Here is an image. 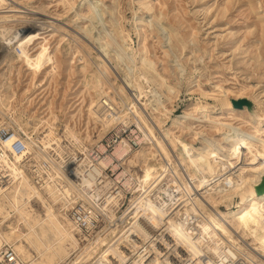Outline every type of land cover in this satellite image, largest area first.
Returning a JSON list of instances; mask_svg holds the SVG:
<instances>
[{
  "label": "rangeland",
  "instance_id": "374dc122",
  "mask_svg": "<svg viewBox=\"0 0 264 264\" xmlns=\"http://www.w3.org/2000/svg\"><path fill=\"white\" fill-rule=\"evenodd\" d=\"M114 1H117L119 5L117 15L115 14L113 20L107 14L102 17L99 16V21L102 23L105 21L106 28L108 29L106 31L113 33L117 29V22L125 27V37L123 39L114 37V41L120 44L129 43L134 49H137L139 38L136 36L134 28L136 19L140 18L142 21V41L147 45L150 59L154 62L153 70L148 67H145L144 70L156 81H161L160 77H163L167 84L173 86L176 90L175 94H170L165 88L159 87L158 89L155 83L151 82L143 86V92L137 97L133 92H129L130 90L126 89L128 90L126 91L128 96L131 97V104H127L123 99V95L119 96L121 93L115 94L116 102L111 101V104H114L115 114L112 112L110 115L113 118H117L122 109L126 111L128 107V118L126 121L118 119L110 127L120 122L130 124L133 129L135 128L137 135L139 134V138L145 142L141 148L131 151L128 157L136 152H141L142 148H144L146 154L153 153L151 156H154L159 163L166 166L167 163H170L169 161L173 162L175 156L179 154L176 147L174 148L167 143L166 148L169 154V161H166L167 158H164L152 146L155 138L160 139L159 127L152 126L151 123L150 125L153 128L148 124L147 129L139 121L143 115L145 118L151 119L153 112L150 109L149 102L150 100H160L164 102V105L169 110L167 114L168 118L164 122L163 128H171V131L177 137L193 144L195 147H211V149L217 152V163L223 167L230 166L232 172L229 174V178H235L241 171L246 172L251 177H257L264 167V165H260L258 162L259 152L255 150L262 146V149H264V144L262 143V141L264 142V58L256 57L259 52L262 51L264 53V38L261 37L262 32H264V0H243L242 5L236 0H232L231 2L229 0H143L153 5L151 12H147L140 5L139 2L141 0H102V3H99V5L105 8ZM83 3H85V0H0V16L12 14L18 16L17 19L10 23L15 26H12L13 30L9 34H6L8 36L5 35V38L0 36L1 43L5 45V39L9 40V37L10 39L12 38V43L15 42L18 38L14 37L19 32V38L25 37L23 40L28 45L22 53L23 61L18 68L19 74L17 75V72L15 73L14 70L9 76L11 82L14 87L18 84L19 88H26L30 79L33 78L31 95L34 102L32 106L30 109H23V107L21 109L19 104L13 110L12 117L19 116V113H22L23 118L27 120L32 116L31 113L37 118L43 117L47 114V104L51 101L59 115L60 120L58 125L60 127L63 124L61 122H64L66 118L65 114L67 112L76 114L77 110L81 108V106L78 108L81 102V94L77 90L79 87L78 81L81 78L78 76L77 71L83 66H86L90 70H96L94 62H86V57L83 56V46H73L72 49L68 50L72 42L71 38L73 37L82 40V44H88L91 48L95 47V44L82 30L89 24V19L83 18L84 14L86 16L88 4L85 6ZM17 10L21 12H13ZM116 16H119V18L117 19ZM168 31H171L173 38L177 40L176 44L172 47H169ZM93 35L95 38L97 37L95 30ZM2 38L4 39L2 40ZM66 53L69 54L67 55ZM104 59L112 71V78L116 77L115 83L122 84L121 71H118L105 57ZM54 65L58 66L56 72L53 70ZM126 65H130L127 59L124 61L122 68L125 69ZM4 68L3 70H5ZM156 73L160 77H157ZM216 86L221 88H215ZM202 91L213 92L217 97H203ZM225 96L231 102L234 108L233 111L223 110L222 99L220 98H224ZM21 101L24 102L26 100ZM197 102L206 105L211 110L212 114L208 116L210 121L206 119L199 120L196 114H194L192 117L184 119V121H187V125H190V130L183 126L179 128L172 126L174 118L183 116L190 106ZM133 105L137 106V108L135 109ZM19 108L20 110H18ZM140 114H142V117L139 116ZM75 119L76 129L81 132V137L85 139L84 118H81L79 121L78 115ZM258 119H262V122L258 123ZM5 120L8 119H2V121ZM138 128L143 131V135L140 134ZM42 129L40 127L39 132ZM87 132L92 137L98 133L93 125L88 127ZM151 132L152 134L150 135ZM126 133L129 138H134L135 134L132 131H127ZM105 134L103 133L99 137V140ZM242 136H245L250 143L252 142V145L248 147L247 151L246 149L243 151V155H240V158L232 157L230 153H227V149L230 146L229 141H235ZM87 143L91 142L86 141ZM31 147L32 151L30 154L37 153L39 155L38 150L33 146ZM128 157L124 159L125 163L114 155V158L123 161L125 164L124 168L130 171L133 181L136 180L134 191L126 198L125 206L128 207L124 210V216L122 215L121 219L126 223V226H130L128 230L134 229L135 231L137 229L136 234L141 236L139 232H143V230L141 227H138L135 221L140 215L144 219L143 206L147 205L146 203L148 202L146 200L149 199L155 205H159L163 200H168L166 195H163V191L168 189L171 191L172 198L175 199V202L173 201L172 203L176 204L178 202L179 204V199L182 198L180 194L183 192L180 189L177 190L175 186L177 183L179 184L180 181L178 180L183 178V174L186 171L180 168V177L170 178L166 176L156 187H146L142 190L138 186V181L143 177L146 166L141 159L137 160L135 164H131L129 161H126ZM105 160L110 163L104 165L103 162ZM112 161L111 157L102 160L99 163V172L102 168L111 165ZM251 169L256 172L250 171ZM122 171L123 168H119L118 170L115 169L112 175L109 174L110 181L102 182L103 185L99 188V195L110 189L112 185L111 181L114 182L121 175ZM184 175H187L186 177L188 178L187 172ZM119 180L123 182V177ZM171 180L174 182H171ZM124 185H129L128 180L124 182ZM217 186V184L213 186L215 192ZM210 188L211 186L208 187V189ZM151 190H157L158 193L160 191L163 192L159 195L163 197L162 202L160 201L158 204L153 200L152 194H150ZM208 193L212 194L213 190L198 192V194H201L199 195L201 199L205 200L203 201L205 204L204 212L209 211L208 209L214 210L215 206L221 211L235 209V204L233 203L239 202V198H234V202L228 201L226 203L215 204L214 206L204 198L205 196L209 197ZM219 197L220 195L216 196L217 199H220ZM189 208L190 206H178L176 210L179 211L177 216L182 215L181 213L186 210L188 211ZM133 211L136 215L132 213ZM203 211L200 212L201 214L198 212L199 215L197 216L193 215V219L189 220V224L195 223L196 226L199 222H202L203 220L201 219L204 218ZM175 216L174 214L171 218ZM133 219L134 222H131ZM164 222H166V218ZM164 225L167 229L168 227L165 223ZM159 226L156 224L151 228L158 229ZM123 229H111L96 245L81 246L77 253H70L66 260L60 264H91L94 259L87 257V254L93 252L101 244L103 246L106 245L111 239L109 235L111 232L113 238L117 235L114 241L122 244V238L125 239L128 235L126 233L123 234ZM234 239L239 240L237 237ZM238 243L249 251L245 243L249 244L250 240ZM3 244L1 243L0 247ZM120 248L124 251V255L128 256V253L122 247ZM210 248L218 255L217 262L213 259L215 264H219V260L225 261L224 264H227V260H240L246 264H250L227 244L226 246L224 244L216 246L211 242ZM173 249L174 247L170 251L172 252ZM170 251L168 254H173L171 257L176 256L175 252L171 253ZM227 251L230 255L234 251L233 253L236 255L232 257ZM31 252L33 256H36V253L32 249ZM156 257L154 256L155 260L157 259ZM169 257L167 256L166 260ZM157 260L158 263L161 262L159 257ZM22 261L25 263L23 259ZM149 261L145 262V264ZM116 262L118 260L115 259V264H117ZM134 264H137V262ZM163 264L166 263L164 262Z\"/></svg>",
  "mask_w": 264,
  "mask_h": 264
},
{
  "label": "bare ground",
  "instance_id": "6f19581e",
  "mask_svg": "<svg viewBox=\"0 0 264 264\" xmlns=\"http://www.w3.org/2000/svg\"><path fill=\"white\" fill-rule=\"evenodd\" d=\"M231 1L229 0V2ZM236 1L242 5L243 0ZM99 3H102V0H85V3H83L85 6L88 4L86 16L84 14L83 18L89 19V24L82 30L95 44V47L91 48L88 44H82V40L74 37L71 38L72 42L68 47V50H70L73 46H83V56L86 57V62H94L96 70H90L86 66L78 69L77 74L81 78L78 81L79 87L77 88L81 94V102L78 108L80 106L81 108L77 110L76 114L67 112L65 114L66 118L64 122H61L63 124L60 127L58 125L60 120L59 115L51 101L47 104V114L43 117L37 118L33 116V113H31L32 116L29 120L24 119L22 113H19V116L15 115L17 117H12L13 110L19 104L21 109L22 107L23 109H30L34 102L31 95L33 78L30 79L26 88H19L18 84L16 87L13 86L9 77L14 70L15 73L17 72V75L19 74L18 68L23 61L22 53L28 45L23 40L25 37L19 38V32L14 37L18 39L13 43L10 37L9 40L5 39V45L0 41V123L3 122L2 119L4 120L6 118L14 123L20 131L25 133L29 139V153L32 151L31 146L38 150L39 155L37 153L30 154L35 158L55 161L58 158H62L67 152L82 153L86 148V141H97L103 133H106L114 121L117 122L118 119L126 121L128 118V107V109L125 107L126 111L122 109L118 116L116 115L117 118H113L105 108V106L110 107L111 101L116 102L115 94L121 93L119 96L123 95V99L127 104H131V97L128 96L126 91L130 90L129 92H133L139 97L143 92V86L151 82H154L158 89L159 87L165 88L170 94H175L176 92L175 88L167 84L166 80L160 77L159 74L156 73L161 81H156L144 70L145 67L153 70L154 62L150 59L147 45L142 41L141 19H136L134 28L135 34L139 38L137 49H134L129 43H116L114 37L122 39L125 37V27L117 22L115 33L106 31L108 30L105 25L106 22H100L99 16L102 17L107 14L113 20L119 7L118 2L114 1L105 8H102ZM139 3L147 12L153 10V5L150 2L141 0ZM13 12L20 13L21 11L17 10ZM116 17L117 19L119 18V16ZM17 18L18 16L16 14L0 16V36L5 38V35L13 30L11 27L15 25H11L10 23ZM94 30L97 32L96 38L93 35ZM261 37L264 38V32H262ZM168 39L169 47L176 44L175 42L177 40L173 38L171 31H168ZM16 49L19 51L17 52ZM66 54L68 55L69 53ZM103 56L118 71H121L122 84L115 83L116 77L114 76L112 78V71ZM256 57L264 58V53L261 51ZM126 59L130 62V65H126V68L123 69L122 65ZM15 63L18 65L15 66ZM57 67V65L53 66L54 72H56ZM201 93L203 97H217L213 92L202 91ZM105 98L106 100H104ZM220 99H222L221 104L223 110H234L226 96ZM21 100L26 101L22 102ZM149 105L153 116L149 119L147 117L145 118L144 115L142 117V114H140L139 116L142 119L139 121L147 129L148 124L151 126V123L152 126L159 127L160 139L155 138L152 146L164 158H167L166 161H169V154L166 148L167 143L174 148L176 147L179 154L175 156L173 162L169 161L170 163H167L168 166L159 163L154 156H151L153 153L146 154L144 148H142L141 152H136L128 157L131 151L125 142L117 146L113 154L124 162V159L128 157L126 161H129L131 164H135L140 159L143 161L146 169L143 177L138 181V186L142 190L146 187H156L166 176L170 178L180 177V168L188 173V178L186 177L187 175H184L186 172H183V178H180V180L177 179L180 181L179 184L176 182L178 184L175 186L176 189H180L183 192L180 194L182 198L179 199V204L178 202L176 204L172 203L173 201L175 202V199L172 198L171 191L168 189L163 191L168 200H163L159 205H155L153 201L148 199L146 200L148 203L145 201L147 205L143 204L144 222L148 223L150 227L156 224L157 226L161 225V221L165 223L168 227L166 229L167 242L165 246L168 249L171 244L177 247L174 253L176 256L171 257L169 255L170 257L164 262L166 264H215L214 261L217 262L218 255L210 248L212 242L216 246L223 244L226 246L227 244L250 264H264V194L258 195L255 191V186L261 182L264 176V167L257 177H251L246 172L241 171L235 178H229V174L232 172L230 166H220L216 160L217 152L211 149V147H195L193 144L177 137L171 131V128H163L169 112L164 102L150 100ZM133 106L135 107V105ZM194 114H196L199 120H209L208 116L212 113L206 105L197 102L192 104L183 116L174 118L172 120V126L178 128L183 126L190 130V125H187V121H184V119H188V117H192ZM78 115L79 121L81 118H84L85 121V139L81 137V132L76 129L75 118ZM257 122L261 123L262 119H258ZM91 125L98 132L93 137L87 132L88 127ZM40 127L41 129L43 128L41 132H39ZM229 142L230 146L227 149V153H230L232 157L238 158H240V155H243L245 149L247 151L248 147L252 145V142L250 143L245 136ZM262 143L264 144L263 141ZM262 148L263 146L255 149L259 152L258 162L260 165H264V149ZM21 161H23V157L17 156L5 162V167L12 177V185L6 193L0 194V218L2 219L0 220V244L4 242L12 243L15 251L26 264H60L66 260L70 253H77L81 245L76 239L73 225L64 217L56 204L57 198L55 192L49 190L47 194L32 188L21 171V167L19 166ZM103 163L107 165L108 161L105 160ZM250 171L256 172L253 169ZM83 183L85 184L86 182L83 180ZM215 184L218 185L216 192L213 188ZM210 186L211 188L208 189ZM202 190H213L212 194L208 193L209 197L205 196L204 198L214 206L215 204L226 203L228 201L234 202V198H239V202L233 203L235 204V209L221 211L215 206L214 210L208 209L209 211L204 212L205 204L203 201L205 200L201 199L199 196L201 194H198ZM163 192L160 191V193ZM218 195H220V199L216 198ZM180 205L182 207L190 206V208L188 211H183L181 213L182 215L177 216L179 211L176 210ZM36 206L38 207L35 208ZM172 208H174L173 211ZM201 211L204 214V218L201 219L203 221L199 222L196 226L195 223L189 224V220L193 219V215L197 216ZM132 213L135 214L134 211ZM174 214L176 216L171 218ZM131 217L133 218V216ZM138 218L143 217L140 215ZM165 218L166 222H164ZM134 219L131 222H134ZM231 227H233L232 230ZM136 230H128V233L136 234ZM109 235L111 236L109 242L104 246L103 244L99 245L93 252H89L91 254L88 253L87 257H92L97 261L99 260L103 264H115V259L120 263L123 262L127 256L121 250L120 242L116 243L114 241L117 235L114 238L112 232ZM234 236L239 240L234 239ZM246 240H250L249 244L245 243L249 251L241 247L238 243L240 241L245 242ZM1 249L2 247H0ZM31 249L36 253V256H33ZM233 252L231 254L232 257L236 255ZM156 258L158 259V257ZM157 259L155 260L154 258L146 264H159ZM160 261L162 262L161 259ZM219 262V264H224L225 261L219 260ZM137 264H142V262L138 261Z\"/></svg>",
  "mask_w": 264,
  "mask_h": 264
},
{
  "label": "built area",
  "instance_id": "2783aa9c",
  "mask_svg": "<svg viewBox=\"0 0 264 264\" xmlns=\"http://www.w3.org/2000/svg\"><path fill=\"white\" fill-rule=\"evenodd\" d=\"M113 105L105 108L109 113L115 114ZM138 130L143 135V131L139 128ZM127 131H132L135 134L134 138H129L126 135ZM28 141L26 134L14 123L9 120L0 123V194L6 193L12 185V177L5 167V162L17 156L23 157L19 166L28 183L37 191L47 194L49 190L55 192L56 204L64 217L73 225L76 239L81 246L96 245L113 228H124L122 232L127 233L130 226H126L121 217L128 207L125 206L126 198L134 191L136 180L133 181L130 171L124 168L123 161L115 159L113 153L122 142L126 143L130 151H135L144 145L145 142L139 138L135 128L121 122L114 124L100 140L87 143L84 152H67L55 161L30 155ZM107 157L112 158V164L102 168L99 174V163ZM119 168H123L121 175L114 182L111 181L110 189L99 195L102 182L108 181L109 174L112 175L115 169ZM122 177L123 182L119 180ZM127 180L129 185H124ZM159 187L162 188L160 185ZM150 194L156 203L162 202L163 197L159 196L162 193L155 190ZM135 223L143 232H139L141 236L128 233L126 239H123L121 247L128 256L117 264H134V259L135 262L145 263L154 256L162 259L164 263L167 256H173L168 252L173 247L171 253L176 252V246L171 244L169 249L165 246L167 233L162 221L158 229H152L143 218L136 219ZM0 257V264H26L15 251L14 245L9 242H4L2 245ZM162 262L159 264H163ZM226 263L246 264L240 260H227ZM91 264L103 263L94 260Z\"/></svg>",
  "mask_w": 264,
  "mask_h": 264
},
{
  "label": "water",
  "instance_id": "95a60500",
  "mask_svg": "<svg viewBox=\"0 0 264 264\" xmlns=\"http://www.w3.org/2000/svg\"><path fill=\"white\" fill-rule=\"evenodd\" d=\"M255 191L258 195L264 194V176L262 177L261 182L255 186Z\"/></svg>",
  "mask_w": 264,
  "mask_h": 264
}]
</instances>
